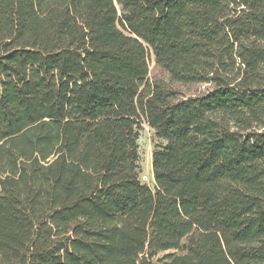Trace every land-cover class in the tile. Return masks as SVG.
Instances as JSON below:
<instances>
[{
  "label": "trees",
  "instance_id": "1",
  "mask_svg": "<svg viewBox=\"0 0 264 264\" xmlns=\"http://www.w3.org/2000/svg\"><path fill=\"white\" fill-rule=\"evenodd\" d=\"M0 264H264V0H0Z\"/></svg>",
  "mask_w": 264,
  "mask_h": 264
},
{
  "label": "rangeland",
  "instance_id": "2",
  "mask_svg": "<svg viewBox=\"0 0 264 264\" xmlns=\"http://www.w3.org/2000/svg\"><path fill=\"white\" fill-rule=\"evenodd\" d=\"M165 78V75L155 68L153 60L150 62V79L154 80ZM179 87V86H178ZM180 92L185 95H197L205 90L202 86H187L179 87ZM138 132V150L140 155V169H141V181L150 187H152V176H151V154L153 148L159 142L155 139L154 133L146 125L141 124Z\"/></svg>",
  "mask_w": 264,
  "mask_h": 264
}]
</instances>
